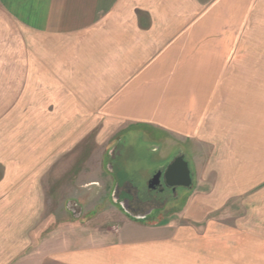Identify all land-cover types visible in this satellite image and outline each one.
<instances>
[{
  "label": "crops",
  "instance_id": "1",
  "mask_svg": "<svg viewBox=\"0 0 264 264\" xmlns=\"http://www.w3.org/2000/svg\"><path fill=\"white\" fill-rule=\"evenodd\" d=\"M253 25L264 0H0V264H264V92L253 105L219 88L253 63L236 52ZM102 112L223 143L203 168L210 188L178 219L127 215L100 242L33 243L45 178Z\"/></svg>",
  "mask_w": 264,
  "mask_h": 264
},
{
  "label": "rangeland",
  "instance_id": "2",
  "mask_svg": "<svg viewBox=\"0 0 264 264\" xmlns=\"http://www.w3.org/2000/svg\"><path fill=\"white\" fill-rule=\"evenodd\" d=\"M206 3L207 0H200ZM260 31H248L236 34L240 40L237 47L238 56H251L252 64L234 65V76L219 81V88L224 89L228 81L230 92H252L253 105L257 104L259 91L264 92V25L246 27ZM239 45V43L237 42ZM243 47V46H242ZM231 68L232 65L225 66ZM114 115V114H113ZM116 115V114H115ZM91 129L83 140H78L75 148L61 153L60 176L45 178V215L43 220L31 232L33 243L46 238L52 233L59 234L61 240L68 239L69 243L100 242L112 237L118 225L127 218L113 192L114 177L119 181L131 179L140 186V194L146 195L145 181L150 173L152 159L158 158V153L170 151L172 147L181 146L188 156L194 173L192 185L180 193L179 198L165 203L163 210L147 219L151 221H167L178 219L181 211L192 192L208 190L210 181H203L204 167L207 160L216 155L223 143L208 144L199 140L175 137L161 129L138 125L129 127V119L117 120L111 112L90 114ZM159 125V124H158ZM129 130V131H128ZM124 132V133H123ZM136 144L125 158L124 168L121 170L115 155L121 154L124 147ZM156 148V150L154 149ZM113 148V152L110 151ZM160 151V152H159ZM148 153V155H147ZM75 155V156H74ZM68 157H73L69 162ZM111 164L112 173L107 164ZM75 171V172H74ZM75 174V176H71ZM70 175V176H69ZM213 176V174H209ZM97 179L93 184H82L85 180ZM47 184V185H46ZM123 193V190H121ZM143 207L150 206V201L143 200ZM141 221V220H140Z\"/></svg>",
  "mask_w": 264,
  "mask_h": 264
},
{
  "label": "flooded vegetation",
  "instance_id": "3",
  "mask_svg": "<svg viewBox=\"0 0 264 264\" xmlns=\"http://www.w3.org/2000/svg\"><path fill=\"white\" fill-rule=\"evenodd\" d=\"M136 146V144H129V146H125L124 149L121 151V154L115 155L116 161L121 168V170H126L124 168V161L125 158L128 157L129 149H131ZM156 150V148L154 147ZM113 152V148L110 151V154ZM160 152V151H159ZM148 155V153H147ZM183 155L185 159L189 163V158L186 156L187 154L183 150V148L179 145L176 147H172L170 151H168V154H163L162 152L158 153L157 159H152L151 163H149L150 166V173L145 181V187L146 195L140 194V186L136 185L131 179H125L124 181H119L114 177V187L113 192L116 193V201L120 204L122 202H125V200L128 201L126 203L127 207V215H129L134 220H141V221H148L147 219L152 217V214L156 215L157 212L163 210L165 207V203L171 199L179 198L180 193L184 192V189H187L183 186H172L167 182V179L165 178V171L167 170V167L170 163H172L175 158L178 156ZM189 167L191 169L190 163ZM107 168L112 172L113 169L111 168V164H107ZM191 172L193 173L192 169ZM160 174L158 179L156 180V184L153 188L150 186L151 179L156 175ZM194 176V173H193ZM192 176V180H193ZM121 190H123V193H121ZM147 199L150 201V206L143 207L141 204L143 203V200ZM123 209V208H122Z\"/></svg>",
  "mask_w": 264,
  "mask_h": 264
},
{
  "label": "water",
  "instance_id": "4",
  "mask_svg": "<svg viewBox=\"0 0 264 264\" xmlns=\"http://www.w3.org/2000/svg\"><path fill=\"white\" fill-rule=\"evenodd\" d=\"M159 175L160 174L158 173L151 179L149 187H154ZM192 176L193 173L191 172L189 163L183 155L175 158V160L169 164L167 170L165 171V178L167 179V182L172 186L176 185L190 188L192 185ZM126 203H128L127 200L121 203V207L123 208L125 213H127L128 210L126 207Z\"/></svg>",
  "mask_w": 264,
  "mask_h": 264
},
{
  "label": "trees",
  "instance_id": "5",
  "mask_svg": "<svg viewBox=\"0 0 264 264\" xmlns=\"http://www.w3.org/2000/svg\"><path fill=\"white\" fill-rule=\"evenodd\" d=\"M129 127L135 128V127H138V126H135V125H134V126H129ZM128 131H129V130H128ZM123 133H124V132H123Z\"/></svg>",
  "mask_w": 264,
  "mask_h": 264
}]
</instances>
